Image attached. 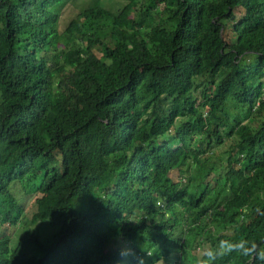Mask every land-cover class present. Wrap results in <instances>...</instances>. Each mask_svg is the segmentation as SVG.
I'll return each mask as SVG.
<instances>
[{
	"label": "trees",
	"instance_id": "trees-1",
	"mask_svg": "<svg viewBox=\"0 0 264 264\" xmlns=\"http://www.w3.org/2000/svg\"><path fill=\"white\" fill-rule=\"evenodd\" d=\"M73 1L0 0V264L264 248V0Z\"/></svg>",
	"mask_w": 264,
	"mask_h": 264
},
{
	"label": "clouds",
	"instance_id": "clouds-1",
	"mask_svg": "<svg viewBox=\"0 0 264 264\" xmlns=\"http://www.w3.org/2000/svg\"><path fill=\"white\" fill-rule=\"evenodd\" d=\"M200 252L201 254L194 261V264H218L219 260L234 253L264 262V248H261L256 242H250L247 239L233 240L218 237L215 246L202 247ZM120 255L127 257L134 255V253L129 248H122ZM135 259L136 264H144L143 257H135ZM117 264H122V262L117 261Z\"/></svg>",
	"mask_w": 264,
	"mask_h": 264
},
{
	"label": "rangeland",
	"instance_id": "rangeland-1",
	"mask_svg": "<svg viewBox=\"0 0 264 264\" xmlns=\"http://www.w3.org/2000/svg\"><path fill=\"white\" fill-rule=\"evenodd\" d=\"M93 0H75L73 2H69L67 6L65 5L62 7L60 18L64 20L65 16H69L70 13L72 14L74 11L80 9L81 7L85 6L86 4L91 3ZM103 6L108 7L109 9L115 10L117 8L116 3L118 0H98ZM121 2V1H120ZM20 201L23 203L24 211L27 214V218H30V212L33 209V194H26L22 193L20 197ZM27 219L26 227L34 228L38 231L40 235L46 233L49 230V227H40L41 223H39L37 220H34L31 222ZM40 227V228H39ZM22 227L20 224L15 226V232L17 234H20L22 232Z\"/></svg>",
	"mask_w": 264,
	"mask_h": 264
}]
</instances>
